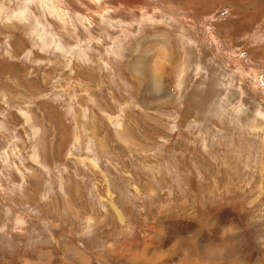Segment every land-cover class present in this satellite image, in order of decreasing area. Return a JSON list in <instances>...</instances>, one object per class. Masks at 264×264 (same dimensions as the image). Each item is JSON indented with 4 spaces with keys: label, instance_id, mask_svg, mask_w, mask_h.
<instances>
[{
    "label": "rangeland",
    "instance_id": "rangeland-1",
    "mask_svg": "<svg viewBox=\"0 0 264 264\" xmlns=\"http://www.w3.org/2000/svg\"><path fill=\"white\" fill-rule=\"evenodd\" d=\"M71 256L264 264V0H0V264Z\"/></svg>",
    "mask_w": 264,
    "mask_h": 264
},
{
    "label": "crops",
    "instance_id": "crops-1",
    "mask_svg": "<svg viewBox=\"0 0 264 264\" xmlns=\"http://www.w3.org/2000/svg\"><path fill=\"white\" fill-rule=\"evenodd\" d=\"M221 214L223 216H218V218L221 221H222L223 218H227L229 216V214L226 213V212H222ZM221 214H218V215H221ZM216 215L217 214H214L213 216H216ZM232 216H234V215H232ZM231 219H233V218L231 217ZM221 221H219L220 229L218 228V226L214 227V226H210V225H207V224L199 225V224H196V222H193V221H189V223H186V224L183 223L181 225L180 224L161 225L162 228H160V229L162 230V233L164 235L167 234L168 231L179 232V234H180L179 237L182 238L184 241H187V243L190 245V246H186L185 247V248H188V249H186V252H189V249H193L197 243H200V245H202V247L207 250L210 244L215 243L218 240L217 239L218 238V234L220 233V235H222L223 238L215 243L217 245L215 247V248H217V250H214V251L216 253H219V256H220L221 260L230 261V256H231V258H238V260H240V258H241V260H244L245 257L250 256V252L249 251H244L245 249H247V246L242 247V249H244L243 250L244 252L241 253V254L239 253V254H235L233 256L231 254H229L230 252H233V248H235V246L238 244V242H236V243L233 242L234 241V236H233V231H232V226H231L232 224L230 223L231 225H228L229 222L226 219L224 220L225 222H223V221L221 222ZM224 223H225L224 231H225V234H226V238L228 240L224 239L223 232H221V226ZM234 223H235V220H234ZM196 228L199 229L198 231L201 232V235L194 236L191 233L192 231H196ZM215 230L218 231V233H213V231H215ZM158 236L159 235H157V237L153 239V240H155V243H156L155 250L157 248H159V247H163L166 244L165 246L168 248L167 251H169L171 244L175 245V242H174L175 239L174 238H172L171 241L168 242L170 239L167 238L166 240H162V237H161V239H159L160 237L158 238ZM150 241H152V240H150ZM185 248H183V249H185ZM214 258L217 259L215 256H214ZM60 259H61V262L58 263V264H93V262H91V259L89 261V260H87L84 257H78V256H76V257H72L71 256L70 258L67 257V258H60ZM49 264H52V262L50 261Z\"/></svg>",
    "mask_w": 264,
    "mask_h": 264
},
{
    "label": "bare ground",
    "instance_id": "bare-ground-1",
    "mask_svg": "<svg viewBox=\"0 0 264 264\" xmlns=\"http://www.w3.org/2000/svg\"><path fill=\"white\" fill-rule=\"evenodd\" d=\"M157 35H159V36H161V42H160V44H161V47L164 49H167V50H165L164 49V52L165 51H167V53H166V56L165 57H167V56H169L170 55V48H169V46H168V44L169 43H167V40H168V38H167V35L165 34V33H158ZM150 44V43H149ZM159 44V43H158ZM148 45V44H147ZM136 47V46H135ZM155 48V45H152V46H150V47H148V48H145L144 49V47L140 50V52L137 54V55H135V61H138V62H140V61H142L143 59H145L147 56H149L154 50ZM157 48V47H156ZM159 48V47H158ZM134 51H136V50H134ZM157 68H155L154 69V72L155 73H157L156 71H158V69L156 70ZM152 79H153V82L155 83V86H157V85H159L160 84V82H159V79H160V74H153L152 75Z\"/></svg>",
    "mask_w": 264,
    "mask_h": 264
}]
</instances>
